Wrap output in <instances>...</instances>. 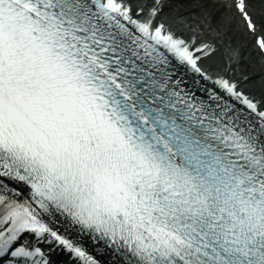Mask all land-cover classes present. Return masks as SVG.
I'll use <instances>...</instances> for the list:
<instances>
[{
	"label": "snow or ice",
	"instance_id": "snow-or-ice-1",
	"mask_svg": "<svg viewBox=\"0 0 264 264\" xmlns=\"http://www.w3.org/2000/svg\"><path fill=\"white\" fill-rule=\"evenodd\" d=\"M0 264H264V0H0Z\"/></svg>",
	"mask_w": 264,
	"mask_h": 264
}]
</instances>
